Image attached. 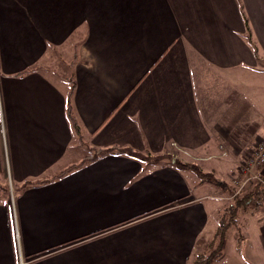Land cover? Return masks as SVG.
<instances>
[{
    "label": "crops",
    "instance_id": "obj_1",
    "mask_svg": "<svg viewBox=\"0 0 264 264\" xmlns=\"http://www.w3.org/2000/svg\"><path fill=\"white\" fill-rule=\"evenodd\" d=\"M263 137L264 0H0V264H191L233 198L179 164L241 195ZM211 264H264V198Z\"/></svg>",
    "mask_w": 264,
    "mask_h": 264
},
{
    "label": "trees",
    "instance_id": "obj_2",
    "mask_svg": "<svg viewBox=\"0 0 264 264\" xmlns=\"http://www.w3.org/2000/svg\"><path fill=\"white\" fill-rule=\"evenodd\" d=\"M247 41L251 44V47L253 48V52L256 53V47L253 45L251 34H246ZM67 113L68 117L73 125V128L76 130L78 128L73 116L71 115V107H70V99L67 97ZM120 152H125L128 155L132 156H139V157H145L137 152H134L133 150L129 148H120ZM111 152V149H103L96 151L93 154L87 155L83 158L81 162L77 165H81L83 163L89 162L98 156L105 155ZM145 158H148L145 157ZM182 168H191L200 175L204 180L212 183H217L220 187L225 188L230 194L232 195V202L226 206L219 216V223L218 226L212 236V238L207 243V249L210 247L213 243L215 244V247L211 249V252L207 255H203L204 252L201 255H197L193 262L191 264H211L214 260H216L218 257L221 256L222 250L225 246V243L227 241L228 236V229L231 226L237 225V212L241 208H245L247 205H252L254 207H257L260 205V201L264 198V186L262 182L259 180H255L250 187L247 189V192L244 194L239 195L240 192H236L234 188L230 187L229 185L225 184L224 182H218L215 177L209 173V172H203L201 168H199L197 165L194 164H179ZM72 167V166H71ZM259 169L262 171L263 179H264V165L259 166Z\"/></svg>",
    "mask_w": 264,
    "mask_h": 264
},
{
    "label": "built area",
    "instance_id": "obj_3",
    "mask_svg": "<svg viewBox=\"0 0 264 264\" xmlns=\"http://www.w3.org/2000/svg\"><path fill=\"white\" fill-rule=\"evenodd\" d=\"M264 165V137L257 141L253 149L250 151V155L244 161V164L240 166V172L247 176V180H259L264 186L263 174L260 169L257 170V166Z\"/></svg>",
    "mask_w": 264,
    "mask_h": 264
},
{
    "label": "rangeland",
    "instance_id": "obj_4",
    "mask_svg": "<svg viewBox=\"0 0 264 264\" xmlns=\"http://www.w3.org/2000/svg\"><path fill=\"white\" fill-rule=\"evenodd\" d=\"M250 155V152H249V154L246 156L247 158H248V156ZM171 156L172 157H174V155L173 154H171ZM158 157V156H157ZM246 160V159H245ZM186 164V163H185ZM242 164H244V162L243 163H241V165ZM194 171V170H193ZM198 178L200 177L201 178V176L200 175H198L197 173H194ZM240 175H241V177H243V182H245V181H247V176H243V173H240ZM246 177V178H245ZM246 184H248V185H250L251 184V182H246ZM242 185V184H241ZM244 190V189H243ZM215 247V244L213 243L210 247H208V249H206L205 250V252H204V254L203 255H207V254H209L210 252H211V249L212 248H214ZM227 249H230V248H227ZM17 264H25V262H24V259L21 257V256H19V259H18V263Z\"/></svg>",
    "mask_w": 264,
    "mask_h": 264
}]
</instances>
